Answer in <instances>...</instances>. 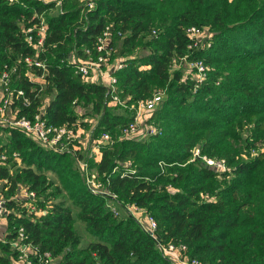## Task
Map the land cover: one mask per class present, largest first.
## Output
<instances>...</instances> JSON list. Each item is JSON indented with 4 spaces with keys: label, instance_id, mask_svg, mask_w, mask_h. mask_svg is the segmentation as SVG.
<instances>
[{
    "label": "trees",
    "instance_id": "trees-1",
    "mask_svg": "<svg viewBox=\"0 0 264 264\" xmlns=\"http://www.w3.org/2000/svg\"><path fill=\"white\" fill-rule=\"evenodd\" d=\"M93 1L91 9L65 0V10L53 14L55 4L43 0H0V78L8 71L11 91L30 99L29 105L14 99L18 117L43 113L48 125L84 130L90 119L94 140L111 136L98 160L90 151L47 150L22 130L0 125V154L8 158L0 167L7 211L0 264H14L10 243L21 228L58 264H174L162 251L170 244L186 247L187 257L203 264H264V0ZM37 15L49 24L41 52L24 32ZM107 27L112 58L134 57L115 73L127 108L110 105L106 87L86 81L68 61L87 58L85 49ZM192 27L208 30L209 48H190ZM138 47L145 52L137 57ZM26 56L46 63L43 84L30 79L43 71L23 64ZM183 58L209 68L203 83L174 66ZM158 92L164 99L149 123L161 134L125 137L139 103ZM197 149L201 157L225 160L227 171L208 168L195 157ZM85 156L102 194L87 186L79 166ZM23 188L36 193L35 201L18 198ZM29 202L42 214L22 208ZM129 205L154 219L156 238L127 212Z\"/></svg>",
    "mask_w": 264,
    "mask_h": 264
},
{
    "label": "built area",
    "instance_id": "built-area-1",
    "mask_svg": "<svg viewBox=\"0 0 264 264\" xmlns=\"http://www.w3.org/2000/svg\"><path fill=\"white\" fill-rule=\"evenodd\" d=\"M11 3L13 0H9ZM45 3H54L57 8H60L61 13L63 12V5L65 0H43ZM81 4H85L91 9L95 7L93 0H78ZM38 21L25 28L24 32L26 35V41L30 45L39 51H43L48 33L49 24L44 15H37ZM121 36V33L118 34ZM188 35L191 40L192 47H207L211 46L210 35L208 30H201L196 27H192L188 30ZM113 37V31L110 27H107L101 36L97 39L94 48L85 49V55L87 58L81 59L76 55H72L68 61L76 74L80 75L86 81H100L107 91L112 104H123L119 95L117 94L118 80L115 73L124 69L126 64L124 61H116L110 63V57L112 55L111 47ZM21 62L30 69H37L43 71V76L30 79L43 84L44 77L48 71L46 63L41 61L36 56H26ZM185 65L189 69V72L194 75L197 82L203 83L207 78L209 68L202 62L188 63L186 58H183L181 62L174 60L175 67H181ZM16 69H13L15 73ZM11 74L5 71L0 78V125L8 128H18L25 134L34 138L39 144L50 151L57 152L60 154H72L77 155L79 152H83L82 148L85 149L86 145L82 141V135H85L84 129L79 130V125L70 126H51L48 125L46 120L43 118V113H38L33 119L26 117L19 118L18 114L13 110L12 104L14 99H23L26 105L30 104V99L23 90L11 91ZM164 99V93L158 92L150 100L140 102L135 115L131 122L123 129V135L129 139L141 140L148 137H152L161 134L162 130L157 128L155 125L149 123V117L152 112L156 111L159 104ZM81 129V128H80ZM111 136L109 134H103L102 137L96 141L92 140L94 146L92 150L99 149L97 154L100 153V145L102 142H110ZM90 151L89 149L87 152ZM195 157L201 158L208 168L217 170V172L224 173L227 171V165L225 160L211 159L206 156L201 157L200 150L194 151ZM92 156V155H91ZM98 156V155H97ZM15 160L20 164L21 159L18 156L14 157ZM97 158V157H96ZM98 159V158H97ZM100 160V159H98ZM8 165V158L5 154H0V167ZM81 171L85 176L87 186L93 194L104 193L103 184L96 180V176L92 173L89 165L87 156L79 161ZM24 197L22 200L35 201L36 193L29 191L27 188H23L18 198ZM116 198V197H114ZM21 200V199H20ZM22 208H26L30 213L36 212V214H42L41 210H36V207L32 203L22 204ZM127 212L134 216L142 225L143 229L151 234L154 238L157 230V223L153 218L147 216L145 222H141L144 211L135 205H129ZM7 213L5 208V202L0 200V219ZM11 250L16 253L17 257L14 259V264H58L57 259L50 252H43L38 247L28 242V236L26 235L23 228H21L17 234V237L10 243ZM163 254L170 258L174 264H203L197 259H189L187 257V248L184 246L176 247L172 244L163 248Z\"/></svg>",
    "mask_w": 264,
    "mask_h": 264
},
{
    "label": "rangeland",
    "instance_id": "rangeland-1",
    "mask_svg": "<svg viewBox=\"0 0 264 264\" xmlns=\"http://www.w3.org/2000/svg\"><path fill=\"white\" fill-rule=\"evenodd\" d=\"M63 11L65 10V8L63 7V9H62ZM61 13V10H60V8H57V9H55V11L53 12V14H60ZM145 51L142 49V47H138V49L136 50V52H135V55H137V57L140 55V54H143ZM111 53H115V51H114V49L111 51ZM71 57V56H70ZM69 57V58H70ZM132 58H134V57H132V56H124V57H122V58H119V59H115V58H112V55H111V57H110V63H114V62H118V61H126V60H129V59H132ZM177 68H179V67H177ZM180 68H183L184 69V71H186V75H188V73L189 74H191L190 72H188L189 71V69L188 68H186V66L185 65H181V67ZM30 77L31 78H34V75L33 74H31L30 75ZM123 106V107H125L124 105H125V103H123L122 105L121 104H113L112 106ZM125 108H127V107H125ZM135 110H137V108L135 109ZM80 112H82L83 110H79ZM120 113H122L123 112V110H120L119 111ZM86 121H89L91 124H92V127L90 128V129H88V130H84V132H86V134L85 135H82L81 137H82V141H83V143H85V145H86V147H85V149L84 148H82V150H83V153H86V151H87V149H89L90 150V154L93 156V157H97L98 159H100V156H99V154H97V151H99V149L98 148H96V150H92L93 149V147L92 146H94L93 145V143H92V140H94L93 138V134H92V129L94 130V126H95V123H96V121H93V120H90V119H87ZM81 128V129H80ZM79 128V130H82L83 129V127H80ZM137 141H139V140H137ZM98 155V156H97ZM86 157V156H85ZM80 161V160H79ZM21 166V165H20ZM48 175L51 177V178H54L56 181H57V183L58 184H61L62 185V183H63V181H62V179H61V177H59V176H56V175H54L53 173H48ZM231 179V178H230ZM230 179H228V180H230ZM220 180H222V179H220ZM24 197H21L20 196V199L22 200ZM145 217V215H144V213H143V215H142V217L140 218V221L142 222H145L146 221V219L144 218ZM6 228H7V223H6V220L5 219H0V240H4L5 239V236H6ZM78 228L80 229V231H81V233L83 234V236H84V243H87V241L89 240L88 239V237L83 233V229H82V227L81 226H78ZM59 260V259H58Z\"/></svg>",
    "mask_w": 264,
    "mask_h": 264
}]
</instances>
